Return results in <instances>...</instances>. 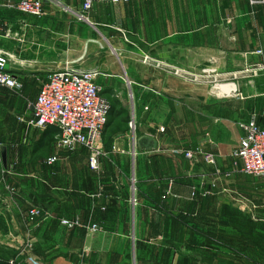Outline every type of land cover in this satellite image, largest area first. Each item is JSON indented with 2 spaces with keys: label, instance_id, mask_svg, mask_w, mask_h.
<instances>
[{
  "label": "crops",
  "instance_id": "obj_1",
  "mask_svg": "<svg viewBox=\"0 0 264 264\" xmlns=\"http://www.w3.org/2000/svg\"><path fill=\"white\" fill-rule=\"evenodd\" d=\"M17 1L0 0V20L10 30L0 37V50L23 83L20 91L0 89V155L6 148L7 170L0 195L7 228L0 226V233L13 238L17 258L26 264H257L251 258L256 248L264 255V225L238 208L239 197L249 199L241 192L257 186L233 168L231 152L242 136L241 121L255 116L264 126V4L95 3L83 20V0H44L45 14L36 20L16 15L10 4ZM57 4L74 14L49 16ZM67 62L98 71L103 93L117 99L102 137L99 173L107 186L95 178L86 190L81 182L86 147L57 148V128L27 122L48 74ZM214 81L228 92L218 94ZM133 119L138 131L127 129ZM199 147L216 153L220 174L185 156ZM51 155L59 160L48 165ZM130 165L135 194L119 182ZM194 189L211 194L192 198ZM34 206L48 213L36 227L27 220ZM62 218L100 229L68 228ZM242 229L254 246L243 254L228 244Z\"/></svg>",
  "mask_w": 264,
  "mask_h": 264
},
{
  "label": "built area",
  "instance_id": "obj_2",
  "mask_svg": "<svg viewBox=\"0 0 264 264\" xmlns=\"http://www.w3.org/2000/svg\"><path fill=\"white\" fill-rule=\"evenodd\" d=\"M132 0H83L79 18L88 20L87 13L95 3L119 6ZM254 4H264V0H251ZM44 0H18L10 4V9L23 14L41 16L44 14ZM7 23L0 20V37L9 36L10 30L6 29ZM8 28V27H7ZM258 53H262L261 50ZM9 56L0 50V89L7 88L20 91L23 83L9 70ZM262 66V65H261ZM98 72L95 70H77L67 62L62 68L48 74L42 84L36 100L31 103L32 117L28 125L47 129L57 128L56 141L61 148L71 151L78 146H84L90 151L89 166L92 170L100 169V156L103 154V132L109 122L112 103L103 93L102 86L96 81ZM131 128H136L135 120L129 123ZM239 126L242 136L236 147L231 152L232 166L235 170L247 175L264 176V126L260 125L255 116L241 121ZM185 156L193 162L204 160L215 166V173L220 174L217 166V155L202 147L193 151H186ZM59 157L51 155L47 158L48 165L57 163ZM6 168L0 155V195L5 182ZM11 194L16 192L14 186L7 187ZM170 192V188H169ZM211 191L199 192L194 189L192 198L205 197ZM101 193L98 194V196ZM94 196V195H93ZM238 208L255 210L256 204L249 199L239 197ZM48 217V213L38 206L29 209L27 220L30 226L36 227ZM61 224L68 228L84 227L89 232L100 229L96 223L84 225L78 219L62 218ZM10 264H15L14 260Z\"/></svg>",
  "mask_w": 264,
  "mask_h": 264
},
{
  "label": "rangeland",
  "instance_id": "obj_3",
  "mask_svg": "<svg viewBox=\"0 0 264 264\" xmlns=\"http://www.w3.org/2000/svg\"><path fill=\"white\" fill-rule=\"evenodd\" d=\"M58 5V4H57ZM66 14V15H70L74 14V12L70 11L67 7L63 6V4H59L58 6L52 5V8H50V12H48V15H55V14ZM16 15H21L22 19H26V18H35L36 20H39L43 15L41 16H35V15H30V14H23L19 11H15ZM76 14V13H75ZM115 57V55H114ZM98 72V71H97ZM100 73L98 72L97 77H96V81L98 82V78H99ZM40 83V80H37V84ZM221 82L218 81H214L212 84L214 86H216V84H220ZM223 83V82H222ZM42 84V83H41ZM211 84V85H212ZM212 85V86H213ZM108 98L111 100L112 105L117 103V99L115 96H110L107 95ZM127 98H125L126 101ZM127 103V107H128V113L125 112V115L123 118H127L128 122L129 119L131 118V113H130V101H126ZM31 118L28 119L27 122H29ZM30 126V125H29ZM31 128H33L32 126H30ZM106 129V128H105ZM127 129H129V131H138V128H131L129 125H127ZM105 131V130H104ZM53 134H55V132L53 131ZM55 146L57 148H61L59 146V144L57 142H55ZM62 149V148H61ZM82 152V165L80 167L81 169V175L80 177L83 179H81V182L85 185L86 190L89 189V186H91L92 184H94V180L95 178L98 180L99 184H101L102 186H107L109 184H107V180L103 179L104 175L100 174L99 171L96 175L93 174L94 170H92L89 166V155H90V151L87 148H84V150H81ZM105 159V155H101L100 156V167L102 165V161ZM57 166L54 167V169H56ZM96 176H92V175ZM250 177L256 182V186L257 189L253 190V191H242L241 194L246 196L247 198H249L252 202H254L256 204V208L255 210L251 211L249 209L242 211L245 216L248 218H250L252 221L257 222L258 226L260 224L264 225V176H255V175H250ZM55 178V177H54ZM80 179V178H79ZM120 183L123 182L125 183V185L128 188V193H136V168L134 165H130L127 166L126 168V172L123 174L122 176V180L119 181ZM56 180H51V184L52 186H55ZM119 183V184H120ZM107 184V185H106ZM121 185V184H120ZM130 196V194H129ZM128 196V198H129ZM127 212H129V206L127 207ZM255 218V219H252ZM1 219H0V226L1 229L3 228H7V225L3 226V223H1ZM259 228V227H258ZM259 241H262V239L257 238L256 242L258 243L257 246H262L261 244H259ZM229 245H233V246H237L238 248H240V250L242 251L241 253L243 254L244 251H246L247 249H249L248 246H252L254 247L253 244V240L252 237L249 236V233L247 231V229L243 230L240 233L239 236L235 237V239H230L229 240ZM264 244V242H263ZM22 249V247H20ZM253 249H251L250 251H252ZM256 252L258 254L259 250L258 248H256ZM255 252V253H256ZM20 253L19 249L15 248V244H14V240L13 238H7L6 236H4L3 234L0 233V264H10L11 260H14L15 264H26L24 261H21L20 258H17ZM255 256V258H251V261H255L257 264H264V255L263 253H260V255ZM24 258V254L21 255Z\"/></svg>",
  "mask_w": 264,
  "mask_h": 264
},
{
  "label": "bare ground",
  "instance_id": "obj_4",
  "mask_svg": "<svg viewBox=\"0 0 264 264\" xmlns=\"http://www.w3.org/2000/svg\"><path fill=\"white\" fill-rule=\"evenodd\" d=\"M228 86H224V85H217L215 86V91L218 93V94H222L224 92H228Z\"/></svg>",
  "mask_w": 264,
  "mask_h": 264
},
{
  "label": "water",
  "instance_id": "obj_5",
  "mask_svg": "<svg viewBox=\"0 0 264 264\" xmlns=\"http://www.w3.org/2000/svg\"><path fill=\"white\" fill-rule=\"evenodd\" d=\"M2 158L3 162L6 163V148H3Z\"/></svg>",
  "mask_w": 264,
  "mask_h": 264
},
{
  "label": "trees",
  "instance_id": "obj_6",
  "mask_svg": "<svg viewBox=\"0 0 264 264\" xmlns=\"http://www.w3.org/2000/svg\"><path fill=\"white\" fill-rule=\"evenodd\" d=\"M109 123V122H108ZM108 125V124H107Z\"/></svg>",
  "mask_w": 264,
  "mask_h": 264
}]
</instances>
